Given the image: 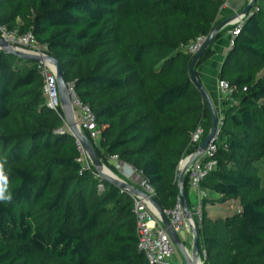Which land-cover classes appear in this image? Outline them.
<instances>
[{"label":"trees","instance_id":"trees-1","mask_svg":"<svg viewBox=\"0 0 264 264\" xmlns=\"http://www.w3.org/2000/svg\"><path fill=\"white\" fill-rule=\"evenodd\" d=\"M224 2L0 0V27L32 32L59 61L96 115L99 158L109 164L115 156L142 172L166 211L180 198L181 161L197 151L192 133L202 126L206 137L212 126L187 46L214 33ZM217 37L196 73L215 54ZM218 78L235 87L238 104L225 102L217 165L201 185L200 253L204 264H264V0H256ZM62 128L63 117L46 104L38 62L0 49V162L12 197L0 201V264H150L131 197L83 166L75 136ZM184 192L192 208L187 175ZM234 200L235 212L209 211Z\"/></svg>","mask_w":264,"mask_h":264},{"label":"built area","instance_id":"built-area-1","mask_svg":"<svg viewBox=\"0 0 264 264\" xmlns=\"http://www.w3.org/2000/svg\"><path fill=\"white\" fill-rule=\"evenodd\" d=\"M234 1L235 0H225L222 6V9L227 8L233 14V18L231 19V29L229 31V48L234 45L235 38L240 33L246 17L250 16L253 10L252 8L249 14H245L243 11L239 12L232 6ZM1 36L14 47L27 49L38 55H49L46 48L37 43L32 32L25 34H18L17 32L10 34L3 32ZM208 38V35L199 36L187 46V49L193 55H196ZM38 68L44 77V96L47 106L63 117L64 128L61 130L67 131L73 135L72 126L66 118L60 98L55 66L50 62L42 60L38 62ZM67 91L71 100L75 126L84 135L87 136L88 134L90 139L88 136L87 137L92 143L94 142L98 145L101 130L98 127L96 115L88 104L80 100L74 84H67ZM218 91L224 103L228 102L230 106H237L238 102L233 96L235 87L230 85L229 82L219 79ZM218 117V125L215 134L216 141L224 126L225 115L221 113ZM204 135V128L199 126L192 133V146L199 147L200 143L205 138ZM75 138L81 152L79 162H81L83 166L91 167L93 165V160L89 152L76 136ZM216 141L209 143L206 150L191 162L186 172L189 179L190 195L193 197L192 208H190V210L195 220L196 218H199L198 225L201 224L202 202L204 197L207 196V191L203 189L201 185L207 174L217 165V160L214 158L215 152L217 151ZM195 153H197V151L190 154L188 157H192ZM184 159L180 163L182 168L185 164ZM111 160L116 162V168L119 171V173L116 174V178L121 182L132 184L142 192L141 194H136L130 189L121 188L122 192L127 193L131 197L134 204V213L137 218V234L139 238L138 246L140 251L145 254L150 264H172L174 262V254L177 247L150 200V197L154 198L155 196L154 187L142 172L137 171L127 163L119 161L115 156L111 157ZM165 213L170 219L173 230L178 233V235L186 230L191 232V227L183 212L180 198H178L175 208L173 210H166ZM203 254L205 255V252H203ZM180 260L182 261V257H180Z\"/></svg>","mask_w":264,"mask_h":264},{"label":"water","instance_id":"water-1","mask_svg":"<svg viewBox=\"0 0 264 264\" xmlns=\"http://www.w3.org/2000/svg\"><path fill=\"white\" fill-rule=\"evenodd\" d=\"M256 0H250L248 5L243 9V13L249 14L251 12V9L255 5ZM223 27V25L217 27L212 33L207 41L204 43L202 48L199 50V52L195 55L193 62L191 64V76H192V82L194 85L201 91L205 101L208 103L211 114H212V126L210 129V132L208 135L203 139V141L200 143L197 153L193 155L192 157H187L184 159V166L182 168V165L179 167L178 171V176H177V181L179 184L180 188V199H181V205L183 208V212L185 214V217L191 227V233L193 237V245H192V252H189L188 248L185 246L184 242L180 238V235L176 233L172 226L170 219L166 215L164 209L160 206V204L152 197H150V200L153 204V206L156 209V212L158 216L161 218L164 226L168 230V233L172 237V240L175 244V246L180 250V252L183 254L185 263L186 264H198V262L201 260V253H200V239H199V233H198V225L193 218V215L191 213L190 207L188 206L187 203V197L184 192V179L186 176L187 169L189 165L191 164L192 161H194L202 152H204L209 145L210 142H215V134L217 130V125H218V111L216 110V106L214 103V100L212 98V95L210 92L207 90V88L203 85V83L198 79L197 73L195 71V65L201 55L204 53L206 48L212 43L214 35L220 31V29ZM0 49L5 50L7 52H12L16 54L17 56L24 58V59H31L37 62H40L42 60H45L47 62H50L53 64L56 68L57 72V81H58V90L60 94V98L63 104V108L65 111V115L67 120L69 121L70 125L72 126V131L73 135H75L83 144L85 149L89 152L92 160H93V165L96 167L98 172L107 180L110 182L116 184L117 186L121 188H126L130 189L136 194H141V190L132 184L121 182L116 178V175H114L107 167L102 163V160L99 158V156L96 153V150L92 144V142L88 139L86 135H84L82 132L79 131V129L75 126V121H74V115H73V109L71 106V100L69 93L67 91V83L64 80L63 73H62V68L59 63V61L52 55H38L34 54L31 51L20 48V47H14L12 46L6 39L3 37H0ZM104 170H108L109 172H104ZM203 263V261H202Z\"/></svg>","mask_w":264,"mask_h":264},{"label":"crops","instance_id":"crops-1","mask_svg":"<svg viewBox=\"0 0 264 264\" xmlns=\"http://www.w3.org/2000/svg\"><path fill=\"white\" fill-rule=\"evenodd\" d=\"M247 1L248 0H235L232 6L235 10H239L241 7H243V5ZM232 18H233V14L231 13L229 9L227 8L221 9V12L219 15L220 23L218 24L217 27H219L220 25L221 26L223 25V27L218 32V37L216 38V41L214 43L215 54L209 60H207L205 63H203L197 68L198 79L203 83V85L207 88V90L212 95V98L216 106V110L218 111V115L221 113L225 114L226 112V105L224 101H222L221 95L218 91V81H219L218 76H219L220 68L224 61V58L230 49L229 48V31L231 29V19ZM109 163L113 164L114 162L112 160H109ZM192 245H193V237L191 240L190 247L188 248L186 246L189 252H192ZM201 258H202V255H201ZM181 263L186 264L185 259H182V261H180V264Z\"/></svg>","mask_w":264,"mask_h":264},{"label":"rangeland","instance_id":"rangeland-1","mask_svg":"<svg viewBox=\"0 0 264 264\" xmlns=\"http://www.w3.org/2000/svg\"><path fill=\"white\" fill-rule=\"evenodd\" d=\"M3 32H6L5 29H3L2 27H0V37H2L1 35L3 34ZM111 160V159H110ZM114 163L113 164H106L104 163V161L102 160V163L107 167V169H109L114 175H116L117 173H119L118 169L116 168V162L113 161ZM105 172V171H104ZM213 196H216L215 194H213ZM192 197V196H191ZM239 207V202L238 200H234V201H231L229 202L227 205L223 206V205H218L217 207L215 208H209V211L211 213H215V211L218 212V214H224L225 211H230V210H234L233 212H235ZM213 211V212H212ZM232 212V211H231ZM230 212V213H231ZM232 212V213H233ZM231 213V214H232ZM196 223L197 225L199 224V218H196ZM180 238L182 239V241H184V244L185 246H187L188 248L190 247L191 245V240H192V234L191 232H188V230L186 231H182L180 233ZM180 257H182V259H184V256L183 254L180 252V250L177 248L175 254H174V262L177 263V264H180ZM201 261H203V264H204V257L202 256L201 258ZM202 264V262H201Z\"/></svg>","mask_w":264,"mask_h":264},{"label":"clouds","instance_id":"clouds-1","mask_svg":"<svg viewBox=\"0 0 264 264\" xmlns=\"http://www.w3.org/2000/svg\"><path fill=\"white\" fill-rule=\"evenodd\" d=\"M11 198L8 193V176L5 174L4 163L0 162V201H10Z\"/></svg>","mask_w":264,"mask_h":264},{"label":"bare ground","instance_id":"bare-ground-1","mask_svg":"<svg viewBox=\"0 0 264 264\" xmlns=\"http://www.w3.org/2000/svg\"><path fill=\"white\" fill-rule=\"evenodd\" d=\"M104 171L107 172V173L109 172L108 170H104ZM201 262H202V261L200 260V261L198 262V264H201ZM202 264H203V263H202Z\"/></svg>","mask_w":264,"mask_h":264}]
</instances>
